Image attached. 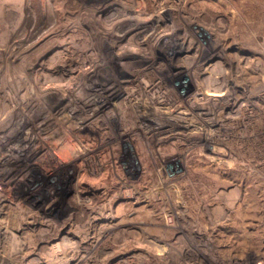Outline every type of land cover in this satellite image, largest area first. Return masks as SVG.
Here are the masks:
<instances>
[{
  "label": "rangeland",
  "instance_id": "374dc122",
  "mask_svg": "<svg viewBox=\"0 0 264 264\" xmlns=\"http://www.w3.org/2000/svg\"><path fill=\"white\" fill-rule=\"evenodd\" d=\"M0 124V264H264V0H0Z\"/></svg>",
  "mask_w": 264,
  "mask_h": 264
},
{
  "label": "bare ground",
  "instance_id": "6f19581e",
  "mask_svg": "<svg viewBox=\"0 0 264 264\" xmlns=\"http://www.w3.org/2000/svg\"><path fill=\"white\" fill-rule=\"evenodd\" d=\"M33 1V0H32ZM31 2V1H30ZM43 2V1H42ZM71 2V1H70ZM160 2V1H159ZM31 4V3H30ZM50 4H52V3H50ZM149 6V5H148ZM7 7V6H6ZM191 8V7H190ZM105 9V8H104ZM120 9V8H119ZM174 9V8H173ZM112 10V9H111ZM191 10V9H190ZM25 11V10H24ZM27 11H28V9H27ZM32 11V10H31ZM160 11V10H159ZM163 11V10H162ZM186 11V10H185ZM43 12V11H42ZM188 12V11H187ZM196 13V12H195ZM62 14V13H61ZM99 14V13H98ZM111 14V13H110ZM109 14V15H110ZM114 14V13H113ZM194 14V13H193ZM116 15V14H115ZM121 15V14H120ZM119 15V16H120ZM155 15V14H154ZM166 15V14H165ZM218 15V14H217ZM100 16V15H99ZM52 17H54V16H52ZM63 17H64V15L63 16H58V18H61V19H63ZM96 18V17H95ZM101 18V17H100ZM111 18H112V21H113V17L111 16ZM118 18V17H117ZM164 18V17H163ZM162 18V22L164 21V19ZM46 21V20H45ZM199 21V20H198ZM67 22V21H66ZM65 22V23H66ZM114 23V22H113ZM144 23V22H143ZM143 23H142V25H143ZM121 24V23H120ZM152 24H154L155 25V27L156 26H158L159 24L161 25L162 23L160 22V23H158V22H155V23H152ZM151 24V25H152ZM27 25V24H26ZM54 26V25H53ZM78 26V25H77ZM103 26V25H102ZM71 27V26H70ZM69 27V28H70ZM74 27V26H73ZM105 27V26H104ZM118 27V26H117ZM121 27V26H120ZM72 28V27H71ZM75 28V27H74ZM73 28V29H74ZM64 29V28H63ZM82 31V30H81ZM114 31V30H113ZM171 31V30H170ZM177 31V30H176ZM59 32V31H58ZM62 32V31H61ZM60 32V33H61ZM172 32V31H171ZM59 33V34H60ZM63 33V32H62ZM73 33V32H72ZM72 33L70 34V35H72ZM170 33V32H169ZM173 33H174V31H173ZM52 34H54V33H52ZM67 34V33H66ZM36 36V35H35ZM58 36V35H57ZM65 36V35H64ZM79 36V35H78ZM173 36V35H172ZM177 36V35H176ZM42 37V36H41ZM81 37V36H80ZM180 37V36H179ZM187 37V36H186ZM64 39H66V38H64ZM69 39V38H68ZM171 40H172V38H170ZM174 39V38H173ZM62 40H63V38H62ZM75 40V39H74ZM78 40V39H77ZM69 41V40H68ZM80 41V40H79ZM167 41V40H166ZM186 41V40H185ZM184 41V42H185ZM59 42V41H58ZM73 42V41H72ZM76 42V41H75ZM81 42V41H80ZM163 42V41H162ZM169 42V41H168ZM170 42H172V41H170ZM189 42H190V40H189ZM69 43V42H68ZM180 43V42H179ZM194 43V42H193ZM193 43H189V45L191 46V47H193L192 46V44ZM116 44V43H115ZM166 44V43H165ZM172 44V43H171ZM176 44H177V42H176ZM159 45V44H158ZM74 45H72L71 47H73ZM89 46V45H88ZM87 46V47H88ZM119 46V45H118ZM168 46V45H167ZM171 47V46H170ZM175 47V46H174ZM52 48V47H51ZM96 48V47H95ZM120 48V47H119ZM182 48V47H181ZM53 49V48H52ZM75 49V48H74ZM74 49H71V48H69V47H63L62 46V48L60 49V50H58V51H56L57 52V65L52 69V71L51 72H53V73H57V75H73L74 73H76L75 72V70H76V68L78 67V65L79 64H83V63H85L86 61L85 60H87L86 58H85V56H83V57H81L82 55L81 54H77L76 53V51L74 50ZM121 49V48H120ZM131 49V48H130ZM136 49V48H135ZM187 49V48H186ZM93 51V50H92ZM149 51V50H148ZM162 52H163V54H164V52L165 53H167V52H169V49H167V48H164V50H162ZM171 52V51H170ZM176 53H178V52H176ZM56 54V53H55ZM91 54V53H90ZM146 54V55H145ZM156 54V53H155ZM62 55V56H61ZM148 55V53H146V51H143L142 53H135L134 54V56L132 57V58H134V61H133V63H137V61L138 62H140L141 60L143 61V63L145 62V63H148V62H150V61H152L153 59L152 58H150V57H148L147 56ZM228 54H226V56H227ZM2 56V55H1ZM11 56V55H10ZM89 56V55H88ZM151 56V55H150ZM169 56V55H168ZM177 56V55H176ZM6 57V56H5ZM157 57V56H156ZM155 57V58H156ZM126 58V57H125ZM124 58V59H125ZM130 58V57H129ZM128 58V59H129ZM59 59V60H58ZM170 59V58H169ZM171 59H172V57H171ZM117 61L119 60L118 58L116 59ZM180 60V59H179ZM45 61H47L48 62V60H45ZM121 61V62H120ZM120 61H118V64L117 65H123V64H125V63H127L128 64V62H126L125 60H120ZM157 61V60H156ZM112 62H114V61H112ZM123 62V63H122ZM130 62H132L131 61V59H130ZM155 62V61H154ZM171 62V61H170ZM41 63V62H40ZM88 63V62H87ZM132 63V64H133ZM142 63V62H141ZM211 63V62H210ZM2 64V63H1ZM9 64V63H8ZM42 64H43V62H42ZM42 64H40V65H36V66H33V69H35V67L37 68L38 66H40L41 67V69H44V70H47V66H46V64H44V66L45 67H42ZM51 64V63H50ZM86 64V63H85ZM134 64V65H135ZM149 64V63H148ZM155 64V63H154ZM167 64V63H166ZM175 64V63H174ZM178 64V63H177ZM206 64V63H205ZM205 64H202L201 65V67L199 68L201 71H202V73H207V70H208V68H207V66H204ZM151 65V64H150ZM167 65H169V64H167ZM195 65H196V61H195ZM53 66H54V64H53ZM172 66H174V65H172ZM180 66V65H179ZM147 67H149L148 65H147ZM178 67V66H177ZM176 67V68H177ZM181 67V66H180ZM196 67H199V66H197L196 65ZM206 67V68H205ZM210 67V69L212 68V66H209ZM28 68V67H27ZM80 68V67H79ZM183 68H185V67H182V69ZM40 69V68H39ZM84 69V68H83ZM204 69V70H203ZM32 70V69H31ZM43 70V71H44ZM88 70V69H87ZM35 71V70H34ZM33 71V72H34ZM32 72V71H31ZM130 74H128V76L126 75V76H124V77H134V75L133 74H131V72H129ZM51 74V73H50ZM172 75V74H171ZM224 75V74H223ZM28 76V75H27ZM32 78V77H31ZM226 78V77H225ZM232 79V78H231ZM76 80V79H75ZM79 80V79H78ZM125 81V80H124ZM124 81H118L119 83L118 84H120V83H123ZM128 81H129V79H128ZM90 82V81H89ZM114 83H115V81H114ZM113 83V84H114ZM226 83V82H225ZM98 84V83H97ZM116 85V86H119V85ZM157 84L158 85H160L161 84V86H163L164 87V85H163V82H161V81H159V82H157ZM115 85V84H114ZM150 85H152V84H150ZM96 86V85H95ZM151 87V86H150ZM120 88V87H119ZM88 92L86 93V96L85 97H83V98H79V95L80 94H78V93H76L75 94V97H78V99H81V100H83V102H84V104H85V109H86V112H88L89 113V115H90V121H89V124H88V126H90V128L93 130V133H96L97 135H99V134H101L102 133V131L103 130H105V129H107V127H104V126H106V125H104L101 121V113L104 111V108L106 107V104H105V102L106 101H113L114 100V98L115 97H111V98H102V99H100V102L98 101V103H96V101L97 100H95L97 97H106L104 94L106 93V89L104 88L103 89V87H101V85H99V86H96L94 89H93V87H88ZM227 90V89H226ZM53 93V92H52ZM89 96H91L92 97V99L91 100H89L88 99V97ZM96 97V98H95ZM117 97V96H116ZM238 97V96H237ZM90 98V97H89ZM93 98H95V99H93ZM14 99V98H13ZM184 99V98H183ZM99 100V99H98ZM170 100V99H169ZM79 101V100H78ZM77 101V102H78ZM228 102L229 101H227V104H228ZM90 103V105L88 106V104ZM97 104V105H96ZM192 104H194V103H192ZM226 105V104H225ZM229 106H231V108L232 109H234L235 107H236V102H235V100H234V97L232 96L231 97V101H230V103L228 104ZM229 106H227V108L229 107ZM197 107V105L196 104H194L193 106H191V108H196ZM208 107L207 106H204V104L202 103V104H200L199 103V106H198V109H203V110H205V109H207ZM238 108V107H237ZM164 110V109H163ZM226 110V109H225ZM236 116V115H235ZM138 120H139V118H137ZM45 120V119H44ZM42 122H44V121H42ZM159 122V121H158ZM1 125V124H0ZM2 126V125H1ZM69 126V125H68ZM85 127H86V124H85ZM143 128H144V126H143ZM161 130V129H160ZM40 131V130H39ZM38 131V132H39ZM47 131V130H46ZM72 131V130H71ZM125 131V130H124ZM74 132H75V129H74ZM127 132V131H126ZM150 132V131H149ZM24 133V132H23ZM75 133H77V132H75ZM81 133V132H80ZM164 133V132H163ZM166 133V132H165ZM81 134H83V133H81ZM95 134V135H96ZM135 134V133H134ZM84 135V134H83ZM89 136V135H88ZM112 136V135H111ZM70 138V137H69ZM86 138V137H85ZM90 138H92V137H90ZM89 138V139H90ZM106 138V140H108L109 138L108 137H105ZM82 139V138H81ZM89 141V140H88ZM83 143V142H82ZM97 143V142H96ZM88 146V145H87ZM93 148V147H92ZM103 150H105V149H103ZM116 150V149H115ZM102 151V150H101ZM107 151V150H106ZM101 154V153H100ZM74 161H75V159H74ZM109 167V166H108ZM80 171H82V169H80L79 168V170H78V172H80ZM101 188H99V186H94L93 184L91 185L90 184V186L89 187H85V189H83V190H86V192H88L89 194H93V196H95L96 194H97V192H99V190H100ZM92 196V197H93ZM134 196V195H133ZM91 197V198H92ZM88 205V204H87ZM83 206V205H82ZM92 219V218H91ZM90 222H91V220H90ZM47 223V222H46ZM54 227V226H53ZM47 230V229H46ZM51 230V229H50ZM54 232V231H53ZM56 232V231H55ZM58 232V231H57ZM56 232V233H57ZM54 234V233H53ZM60 235V234H59ZM46 236V235H45ZM48 236V235H47ZM50 236V235H49ZM44 237V236H43ZM54 237V236H53ZM52 238V237H51ZM51 238H50V241H51ZM47 239V238H46ZM49 239V238H48ZM43 240V239H42ZM46 241V240H45ZM49 241V240H48ZM90 241V240H89ZM77 242V241H76ZM82 244V243H81ZM47 245V244H46ZM87 245V244H86ZM59 247V246H58ZM80 247V246H79ZM84 247H85V245H84ZM84 247H82L81 246V250H82V248H84ZM53 248V247H52ZM57 249V248H56ZM77 249H78V247H77ZM87 249H89L88 247H85V251H84V249H83V251L84 252H86L87 251ZM98 249V248H97ZM79 250V249H78ZM80 251V250H79ZM101 251V250H100ZM102 252V251H101ZM100 253V252H99ZM100 257V256H99ZM74 260V259H73ZM78 260V259H77ZM70 262V261H69ZM68 264H70V263H68Z\"/></svg>",
  "mask_w": 264,
  "mask_h": 264
},
{
  "label": "built area",
  "instance_id": "2783aa9c",
  "mask_svg": "<svg viewBox=\"0 0 264 264\" xmlns=\"http://www.w3.org/2000/svg\"><path fill=\"white\" fill-rule=\"evenodd\" d=\"M209 64H213L214 66V68H213V70H209L210 69V67H209V69L207 70V75L205 76V78H207V80L209 79L211 82L213 81V82H218V83H220L221 82V80L223 79V70L221 69V67L220 66H218L217 64H214V63H209ZM209 72L211 73V74H209ZM206 74V73H205ZM216 74H217V76H216ZM220 81V82H219ZM200 99V98H199ZM158 101H164L163 99H159L158 98ZM192 102H193V100H191ZM192 102H191V104H192ZM194 102H195V98H194ZM197 102H198V100H197ZM163 103V102H162ZM199 103V102H198ZM160 105H162L161 106V108H164L163 106H165L164 104H160ZM194 104H192L191 106H193ZM198 106H199V104H197V109H198ZM160 108V107H159ZM160 108V109H161ZM196 108H192V109H196ZM232 109V108H231ZM199 110H202L203 111V109H199ZM157 112V111H156ZM159 112V111H158ZM160 113V112H159ZM155 114V116H156V113H154ZM161 116H162V114H161ZM154 117V116H153ZM155 118V117H154ZM174 119H171V120H169L168 121V119H167V123L168 122H173V123H175L174 121H173ZM165 122V121H164ZM177 122V121H176ZM178 123V122H177ZM179 125V124H178ZM181 125H179V127H180ZM182 128L184 127L185 128V130H187L188 131V129H187V127L186 126H184V125H182L181 126ZM156 131H159V130H156ZM161 131V130H160ZM189 134V133H188Z\"/></svg>",
  "mask_w": 264,
  "mask_h": 264
}]
</instances>
